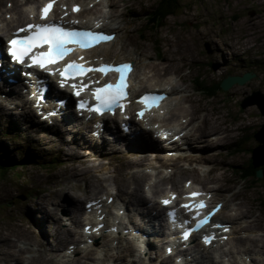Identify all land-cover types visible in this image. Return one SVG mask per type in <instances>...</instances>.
I'll return each instance as SVG.
<instances>
[{
    "label": "rangeland",
    "instance_id": "1",
    "mask_svg": "<svg viewBox=\"0 0 264 264\" xmlns=\"http://www.w3.org/2000/svg\"><path fill=\"white\" fill-rule=\"evenodd\" d=\"M179 1V11L175 15L167 17L164 26L151 32L144 31V11L148 10L155 0H109L110 8L98 10L97 13L100 15L106 12L109 16L112 14L106 23L110 31L116 32V37L113 44L100 50V54L115 60L128 57L136 58L135 88L143 85L142 89H148L163 83L178 87V92L171 94L169 105L171 111L164 119L174 124L177 121L185 123L186 118L179 116L175 118L172 115L173 113L185 114L179 111V106L191 109L189 116H193V118L190 119V126H188L189 137L184 150L189 158L188 161L181 157L168 160L175 165V168L172 169L171 165H168L167 169H163V172L172 171L171 176L180 180L179 186L186 178H192L196 183L202 185L208 181L205 180L207 177L215 182V184L208 185L207 188H215L216 198L223 200L225 210L222 214L219 213V218L233 223L235 226L233 228L244 226V231L235 229L234 237L229 239L230 243L225 244V248H229L234 254L226 255L218 260L221 264H230L231 261H236L238 264H250V261H253V264H256L252 257L258 258L257 255L247 254L246 257L236 251L241 248L239 238L248 235L250 238L247 242L246 238L242 240L247 245L252 243L251 237L264 240V226L256 221H250L254 215L264 219V186L258 183L250 187L252 185L250 180L241 182L238 170L246 169V164L252 155L251 152L257 145L253 135L264 124V114L256 104L249 103L242 107L240 103L251 102L256 91H259L260 95L264 97V0ZM4 2L2 6L6 8L7 0ZM206 48L210 51H207ZM151 63L158 65L157 74L149 72L148 65ZM244 73L252 74L251 80L245 84H235L228 90L218 89V92H215L212 97L204 93L207 90L206 85H214L227 75H243ZM183 75H186L187 81L180 80V76ZM140 76H145V80L140 82ZM198 77L202 80H193ZM189 93L194 94L195 101L192 103L182 101V96ZM11 107L10 104L6 107L0 106V138L2 139L0 146L9 153V158L20 156L24 151L33 150L35 153L44 154L47 161L45 164L19 165L5 178L0 177V232L14 233L11 235V239L17 240L16 243L21 247L44 249L36 242L28 240L30 237L34 239L35 235L37 239L46 244L45 249L56 247L57 241L53 237L55 228L58 227L62 231L69 229L79 232L85 222L82 219L78 225H73L68 220L66 215L68 209L76 212L72 198H63L61 207L57 208L61 215L57 224L47 214V212L51 213V209L55 207L53 202L46 206L45 198L50 193L49 190L55 186V184L51 185V180L47 179V176L65 166V160L69 154L68 149L71 146L77 147L80 158H88L92 155V159L85 162L84 165L94 164L98 168L90 166L88 177L94 175L95 178L105 179L102 185L106 188H96L97 184L93 181L91 192L81 195L83 200L99 197L104 192V194H109L118 191L116 179L114 183L112 178L115 174L117 178H120L121 166L127 160L141 162L142 158H145L142 162L143 165L135 168L141 174L150 171L142 166L155 164L154 160L162 162L165 159L160 151L150 148L149 145H132L127 140H122L119 143L107 141L105 144L91 142L88 138L87 128L79 129V127L68 126L66 130H63L62 125L55 123L48 126L36 120L32 109L29 108L31 112H29V116H26L20 108L13 109ZM25 107L28 108V104H25ZM202 122L206 123L205 135L202 133L199 135L197 130L198 126H200L199 130H202ZM223 136L228 137L224 140L217 139ZM86 142L94 145L96 150H93L88 144L80 146L81 143ZM236 144H240V148L232 152L231 146ZM261 156L264 157V155ZM255 163H264V159H259ZM70 164L76 168L82 166L81 162L76 160H71ZM80 176L72 177L71 182L78 184L81 191L86 192L88 184L86 186ZM163 176L156 177L148 174L144 178L145 180H142L146 196L152 200L157 199L160 192L151 193L147 191V187L152 181L159 180ZM167 178L172 180L170 177ZM65 180L60 184L68 183ZM171 184L172 181L164 179L157 183V188L166 191ZM81 191L69 190L67 193L73 197V195L82 194ZM238 206L246 215L241 218L232 217ZM249 206L252 207L253 213H247ZM134 207L137 211L133 209ZM142 209V206H127V210H125L127 218L140 223ZM245 221H249L247 225H245ZM26 225L33 230L26 229L24 227ZM124 231L122 238L120 236L119 239H109L108 237L97 239L92 246L97 247L93 259L89 258L86 260L87 262L82 261V263L159 264V261L153 257L155 256L154 252L162 253V247L152 248V238H145L140 233L134 235L133 232L125 233ZM17 232H21L22 237H15ZM76 236V233L72 234V237ZM106 239H108L107 245H104ZM128 241L132 243L130 245L134 247V252L125 257L123 253L129 246ZM141 245L145 250L140 252L142 258L138 261L137 255ZM63 247L59 250H51L57 254V260L70 259L74 256L81 259L84 258L82 255L87 250L72 244L70 240L66 247ZM76 249L80 250L81 254ZM51 251L50 253H52ZM29 252L24 253V257ZM65 253H69V255L64 256ZM105 254H111L112 257H108L104 261L102 257ZM121 254L122 257H117ZM55 264L57 263L55 262ZM193 264H211V262L196 259Z\"/></svg>",
    "mask_w": 264,
    "mask_h": 264
},
{
    "label": "bare ground",
    "instance_id": "2",
    "mask_svg": "<svg viewBox=\"0 0 264 264\" xmlns=\"http://www.w3.org/2000/svg\"><path fill=\"white\" fill-rule=\"evenodd\" d=\"M3 3H5L4 2V0H0V8H1V6H2V4ZM64 3V2H63ZM89 3V2H88ZM87 3V4H88ZM14 4H15V6H14V9L15 10H18L19 8H18V5H20V6H25V5H27V3L25 2V1H20V0H15V2H14ZM84 5V4H83ZM4 11L5 12H7V9L5 8L4 9ZM111 14V13H110ZM112 15V14H111ZM1 16V15H0ZM112 17V16H111ZM105 19V16L102 18V20H104ZM80 20L81 21H83V17H81L80 16ZM89 20V18L88 19H86V21H88ZM112 20H114V19H112ZM0 40H2V38H3V34L5 33V32H7L8 30H10L11 29V26L12 25H14V24H16V23H14V22H12V21H8V20H4V19H2L1 17H0ZM110 25H112V24H110ZM224 27V26H223ZM214 32V31H213ZM224 32H225V30H224ZM214 39V38H213ZM115 41V40H114ZM114 41H112L111 43H106V44H103V45H101V46H99L98 48H95V49H93V54H92V57H94V56H98V55H96V54H94V53H96V52H99L101 49H103L104 47H107V46H110L111 44H113L114 43ZM227 46V45H226ZM244 46V45H243ZM235 48V47H234ZM233 49V48H232ZM243 49V48H242ZM171 50V49H170ZM236 51V50H235ZM252 51V50H251ZM177 52H178V50H177ZM166 53H167V51H166ZM175 53V52H174ZM180 53V52H179ZM183 53V52H182ZM249 53V52H248ZM181 54V53H180ZM244 54V53H243ZM171 55V54H170ZM173 55V54H172ZM166 56V55H165ZM260 56V55H259ZM176 57V56H175ZM167 58V57H166ZM172 58V57H171ZM174 59V58H173ZM128 60H133L134 61V63H135V60H136V58H123V59H119V60H114V62H118V61H128ZM177 60V59H176ZM109 61V60H108ZM179 61V60H178ZM169 62V61H168ZM164 63V62H163ZM159 64V63H158ZM161 64V63H160ZM173 64H174V62H173ZM161 66V65H160ZM166 68V67H165ZM168 68H169V66H168ZM173 69V68H172ZM148 70H149V72H152L153 74H157L158 72V70H159V68H158V65L157 64H154V63H151V64H149L148 65ZM166 70H167V68H166ZM170 70H171V68H170ZM169 71V70H168ZM166 72V71H165ZM170 73V72H169ZM168 74V73H167ZM167 74H166V76H167ZM174 74V73H173ZM162 76H164V75H162ZM170 76V75H169ZM187 77H186V75H183V76H180V80L182 81V82H184L185 80L187 81ZM195 80H202V79H200V78H194ZM145 80V79H144ZM251 79H249V80H247V81H250ZM132 81V80H131ZM247 81H245L244 83H242V84H239V83H234L233 85H235V84H239V85H243V84H245ZM202 82V81H201ZM203 83V82H202ZM217 83H221V81L219 80V81H217L214 85H206V89L207 90H205V94H208L207 93V91H208V87L210 88V87H215L216 86V84ZM205 84V83H204ZM167 85L168 84H166L165 86H164V90L165 89H168V91H169V95L170 94H172V93H176V92H178V87H176V86H170V87H167ZM233 85H231V86H233ZM3 86L4 87H8V84H3ZM230 86V87H231ZM229 87V88H230ZM228 88V89H229ZM227 89V90H228ZM146 91H148V90H146ZM215 92H218L217 90L215 91ZM215 94V93H214ZM12 95H14V94H12L11 92H9L8 90H5V91H1L0 92V96L1 97H5V100H3V101H0V106H6L5 104V102L4 101H6L7 99L6 98H8L9 96H12ZM195 96H194V94H192V93H189V94H185V95H183L182 96V101H188V102H194L195 101ZM201 102V101H200ZM186 103V102H185ZM182 106V105H181ZM186 106V105H185ZM191 106V105H190ZM204 106V105H203ZM189 107V106H188ZM176 108V107H175ZM202 108V107H201ZM177 109V108H176ZM178 110V109H177ZM23 111H25V109L23 110ZM179 111L180 112H182V113H185L184 115H186L188 118H189V120L191 119V118H193V116L191 117V116H189L190 114H191V109H187V108H184V106L183 107H180L179 106ZM193 111V110H192ZM11 112V111H10ZM179 113V112H178ZM199 113V112H198ZM30 114V113H29ZM67 113H65V115H66ZM200 114V113H199ZM27 116V115H26ZM198 116V115H197ZM200 116V115H199ZM206 117H207V115H206ZM176 118V117H175ZM204 118H205V116H204ZM212 119V118H211ZM213 120V119H212ZM194 121V120H193ZM196 121V120H195ZM251 121V120H250ZM65 122V124L66 123H71V120L69 121H64ZM183 121H181L180 123H182ZM218 122V121H217ZM239 122V121H238ZM137 124H138V126H139V123L138 122H133L131 125H132V127H133V129H134V131H136L137 130ZM151 124H153V123H151ZM192 125V124H191ZM214 125V124H213ZM188 126H190L189 124H188ZM186 127L187 126H183V127H181L180 129H179V133L180 132H183L185 129H186ZM214 127V126H213ZM72 128V127H71ZM215 128V127H214ZM201 130V129H200ZM206 130V129H205ZM217 130V129H216ZM220 131H221V129H219ZM197 131V130H196ZM227 131H230V129H227ZM143 133V131H140L137 135H135L133 138H132V140H137V139H139L140 138V135ZM201 133H202V131H201ZM114 134V133H113ZM194 134V133H193ZM58 135V134H57ZM119 136H121V135H119ZM228 136H223V137H218L217 139H221V140H224V139H226ZM91 138V137H90ZM154 141V139H152V142ZM90 145L91 147H92V149L93 150H96V148H95V146L94 145H92L91 143H89V142H86V143H81L80 144V146L81 147H83V146H85V145ZM79 145V144H78ZM110 145H113V144H110ZM136 145V144H135ZM155 147H156V144H153ZM109 146V145H108ZM128 146V145H127ZM68 149V148H67ZM129 150V149H128ZM137 150V149H136ZM175 150V149H174ZM171 151V150H170ZM68 156L66 157V164H65V166L64 167H62L60 170H58V171H56V172H54V173H51V174H48V176H47V179H50L51 180V185L52 184H55V186L54 187H52L49 191H50V193H48V196H47V198H45L46 199V202H47V204H46V206H49V204H50V202H53L54 204H55V207L54 208H52L51 210H52V212L51 213H49V212H47V214H48V216L50 217V219L51 220H53L54 221V223H58V221H59V219H60V217H61V215H59V211H58V207H61V205H62V201H63V198H72V204H74V208H76V212L75 211H69L68 210V212L66 213V215L68 216V219L70 220V222H71V224H73V225H78L79 223H80V215H82L83 214V207L80 205V202H81V198H82V196L81 195H87V193H90L91 192V184H92V182L93 181H95L96 182V188H98V189H104V188H106L104 185H102V179H100V178H95V176L94 175H90L89 177H88V175H87V173L89 172L88 171V169L90 168V166H92L93 168H98L96 165H94V164H91V165H89V166H85L84 165V163L85 162H88V161H90L91 159H92V155H90L88 158H80L79 157V155H78V151H77V147L76 146H71L69 149H68ZM134 153V152H133ZM263 157L262 156H258L257 154H255V161H257L258 159H262ZM71 160H73V161H78V162H81V167L80 168H76L74 165H71L70 163H71ZM141 162H142V160H141ZM141 162H139V161H134V160H131V161H128L127 160V162H125L122 166H121V171H120V173H119V175H120V178H117L115 175H114V177L112 178L113 179V181H114V183H115V179H116V183H117V186H118V191H117V194L115 195V197H114V200H113V203L112 204H117V206H116V211L118 212L120 209H122L123 207H121V206H123V204L125 203V202H127V203H129V204H132V203H134L135 202V205L136 206H138V205H140V204H145L146 202H147V197L145 196V194H144V192H145V190L143 189V184L144 183H142V180L145 178V177H147V174L148 173H142V174H140V172L138 171V170H129V168L132 166L133 168H135L136 166H139V165H141L142 163ZM144 163H146V162H144ZM78 167V166H77ZM79 175H81L80 177H82V180H84V183H85V185L87 186V184H88V191H86V192H83V191H81V189H80V186L78 185V184H72V182H71V178L72 177H77V176H79ZM165 177H170L171 178V176H167V175H164ZM40 178V177H39ZM38 179V178H37ZM64 179H66L65 181H68V183H65V184H60V183H62L63 182V180ZM91 179H94V180H91ZM156 179V178H155ZM36 180V179H35ZM105 180V179H104ZM145 180V179H144ZM36 181H38V180H36ZM91 181V183L89 184V182ZM94 182V183H95ZM77 183H79V182H77ZM59 184V185H58ZM106 184V183H105ZM50 185V184H49ZM56 185H58V186H56ZM93 185H95V184H93ZM174 185H177V181L175 180L174 181ZM148 186V185H147ZM158 186H156V184L155 183H153L152 182V184H151V193H154L155 194V192H161L162 191V189H160V188H157ZM148 188V187H147ZM204 189V188H203ZM69 190H74V191H76V192H80L81 191V193L82 194H76V195H73V197L72 196H70L68 193V191ZM208 191V190H207ZM68 192V193H67ZM73 192V191H72ZM92 192H94V191H92ZM100 192V191H99ZM172 192H174L172 189H170L169 190V192H168V194L169 193H172ZM208 192H210V191H208ZM105 193V192H104ZM103 193V194H104ZM75 194V193H74ZM102 194V193H101ZM114 194V193H113ZM100 195V194H99ZM110 195H112L111 193H109V194H107V196L105 197V200L104 201H106V199L110 196ZM148 195H149V193H148ZM150 196H151V194H150ZM155 196V195H154ZM93 197H94V195H93ZM153 197V196H152ZM160 197H162V196H160ZM159 197V198H160ZM84 199V198H83ZM250 199V198H249ZM116 200H118V201H120V202H117ZM87 202V201H86ZM86 202H84V204L86 203ZM5 203V202H4ZM250 203V202H249ZM84 206V205H83ZM107 207H108V205H107ZM158 209H159V211L161 212L163 209H162V207L160 206V204L158 205ZM225 209H224V207H222L221 208V210L219 209V211H218V213H221L222 211H224ZM235 214H234V216H232V217H239V218H241L242 216H245L246 214H245V212H243L242 210H241V208L238 206L237 208H235ZM256 211V210H255ZM5 212H6V210H5ZM9 213V212H8ZM247 213H253V211H252V207L251 206H249L248 207V209H247ZM88 219H90L89 217H87ZM233 219V218H232ZM263 218H261V217H259V216H256V215H254L253 217H252V219L250 220L251 222H258L259 224H261V225H263L264 226V223H262L263 222ZM226 222H228V221H226ZM246 222V224L245 225H247V223L249 222V221H245ZM145 223H147V224H145L144 225V227L140 224V226H138V228L137 227H133V229H136V231H137V229L139 230V231H137L138 233L140 232V234H141V231L143 232V233H145V234H154V236H157L158 234H160L159 232H158V230H157V228H155V227H152V226H149L148 225V221L147 222H145ZM256 224V223H255ZM84 225V224H83ZM121 225H122V223H119V227H121ZM253 225V224H252ZM26 229H28V230H33L30 226H28V225H26V226H24ZM255 227H257V226H255ZM77 228V227H76ZM124 228H126V227H121L120 229H119V231L121 232ZM244 228V227H243ZM8 229V228H7ZM17 230H19V229H17ZM16 230V231H17ZM141 230V231H140ZM14 231V230H13ZM52 232V231H51ZM50 232V233H51ZM73 233H76V232H72L71 230H69V229H65V230H63L62 231V229H59L58 227L57 228H55V231H54V234H53V237L55 238V240L57 241V245H56V247L54 246V247H50L49 249H50V251L51 250H59L61 247H63L65 244H66V242L67 241H69V239L68 238H70V237H72V234ZM119 233V232H118ZM233 233H234V230H233V227H230V231H229V234H228V238H231V237H233ZM14 234V233H13ZM13 234H11V233H5L4 234V232H0V264H9L10 262H12V261H14L15 263H20V264H35V263H37V262H45V263H53V262H56L57 264H83L82 263V260L81 259H79V257L78 258H72L70 261L69 260H61V261H57V259H56V255L54 254V252H52V253H50V251H49V249H45L46 248V244H44V243H42L39 239H37V237H36V235H35V237H34V239L32 238V237H30V239H28V240H30V241H32V242H36L41 248H44V249H38V248H36V249H34V250H32V252H34V254H32V255H30V256H28V257H24V253H26V252H28L29 251V249H27V248H23V247H20L19 246V244H17L16 242H17V240H12L11 239V235H13ZM77 234V233H76ZM262 236V235H261ZM15 237H17V238H20V237H22V235H21V232H17L16 234H15ZM81 237H82V232H79L78 233V238H72V242H74V241H77V243L78 244H80V243H83L84 241L83 240H81ZM101 237V236H100ZM99 237V238H100ZM128 237H131V236H128ZM134 237V236H133ZM26 238H27V236H26ZM95 238H97V237H95ZM162 238V237H161ZM48 239V238H47ZM129 239V238H128ZM240 239V238H239ZM22 240V239H21ZM251 240V239H250ZM25 241V240H24ZM246 241V240H245ZM228 243H230V242H228ZM132 244V243H131ZM232 244H234V243H232ZM260 244H261V248L263 249L262 250V254L264 255V242L261 240V239H253V241H252V243L250 244V247L251 248H254V247H259L260 246ZM86 246V245H85ZM194 247H197V245H193ZM95 248H97V247H95ZM95 248H93V247H90L87 251L85 250V252H84V254L82 255L84 258H86V259H89V258H91V256L95 253V251L97 250V249H95ZM164 248H166V245L164 246ZM140 249H142V248H140ZM165 250V249H164ZM131 251H132V248H129L128 249V252L129 253H131ZM199 252V251H198ZM79 253H80V251H79ZM200 253H201V257H204V258H208L209 259V256H208V254H209V251H207L206 250V248H204V249H202V250H200ZM228 253H230V252H228ZM81 254V253H80ZM110 255V256H109ZM227 255H229V254H227ZM65 256V255H64ZM172 255H169V256H167L168 257V259L171 257ZM108 257H112V255L111 254H105L104 255V259H107ZM117 257H122V254L120 255V256H118L117 255ZM126 257V256H125ZM233 257V256H232ZM234 257H236V256H234ZM145 259V258H144ZM146 260V259H145ZM229 261H231V260H229ZM189 262V261H188ZM211 263L212 264H219L217 261H211ZM55 264V263H54ZM163 264V263H162ZM164 264H166V262H164ZM184 264H187V261L186 262H184ZM258 264H264V256L263 257H261V260H260V263H258Z\"/></svg>",
    "mask_w": 264,
    "mask_h": 264
},
{
    "label": "snow or ice",
    "instance_id": "3",
    "mask_svg": "<svg viewBox=\"0 0 264 264\" xmlns=\"http://www.w3.org/2000/svg\"><path fill=\"white\" fill-rule=\"evenodd\" d=\"M55 0H50L49 4L46 5L44 9H42V19H45L48 15V12L54 6ZM73 11H79V6H74ZM27 28L37 29V31L33 32L31 35H26L19 40H11L9 43L13 45L12 48L9 49V53L12 58L20 63L24 62V57L28 54L31 48L34 46V42L36 41H46L50 45L49 55L51 56L52 63H55V59L57 56H62L66 51H71V49L67 48L66 45L70 41H75L80 43L83 46H91L92 42H100L101 40H109L110 36H104L99 33H76V32H65L63 29L56 27L55 25H31L29 24ZM20 31H25V29H21ZM33 63H38V66L43 68L44 62L37 61L36 57H31ZM80 67V66H77ZM111 67V66H107ZM130 69V65L121 64L115 70L120 72V80L117 82L115 86L112 84H108L105 88L97 89V100L101 101L100 107H111L113 103H118L119 99L123 97L124 93V82H125V73ZM61 75H64L62 72ZM117 89V91H108V89ZM100 93H103L102 95ZM149 99H155V97H144L143 100L147 101ZM83 106V105H82ZM99 110V109H96ZM192 196L200 195L199 193H192ZM164 203H169V201H164ZM185 208H190V205H184ZM200 207H203V202H201ZM174 216V214H172ZM197 216H199V212H197ZM208 222V217L205 216L202 220L197 221V228L203 226ZM189 235L188 232H185V238ZM205 242H210L209 237H205Z\"/></svg>",
    "mask_w": 264,
    "mask_h": 264
},
{
    "label": "trees",
    "instance_id": "4",
    "mask_svg": "<svg viewBox=\"0 0 264 264\" xmlns=\"http://www.w3.org/2000/svg\"><path fill=\"white\" fill-rule=\"evenodd\" d=\"M180 9L179 0H155L154 4L146 11H144V31L155 32L165 24L167 17L175 15ZM200 76V75H199ZM199 78V77H198ZM220 90V84L217 83L215 87H208V95H213L215 91ZM0 138V142H1ZM4 144V143H3ZM234 151L240 148V144H236ZM9 153L4 151V148L0 146V177L5 178L10 172L14 171L15 167L19 165L30 164H45L44 154L35 153L33 150L24 151L20 156L9 158ZM54 163V162H52ZM243 172V178L241 181H252V187L254 184H262L264 186V163L256 165L255 161H251L250 158L246 164L244 171H238L239 176ZM262 172V178H259L258 173Z\"/></svg>",
    "mask_w": 264,
    "mask_h": 264
},
{
    "label": "water",
    "instance_id": "5",
    "mask_svg": "<svg viewBox=\"0 0 264 264\" xmlns=\"http://www.w3.org/2000/svg\"><path fill=\"white\" fill-rule=\"evenodd\" d=\"M207 51H210L208 48H206ZM252 78V74L250 73H244L241 76L235 75V76H226L220 83V86L223 90H227L231 85L234 83H239L242 84L245 81L249 80ZM261 93L259 91H256L254 93V96L251 100V102H241V106L245 107V105L251 103V104H257L258 108L264 114V97L260 95ZM262 98H261V97ZM255 137L257 138L256 140L259 142V145L253 150V160H255V154L258 156L264 155V124L260 128L258 132L255 133ZM264 159V157H263ZM259 176H262V172L258 173Z\"/></svg>",
    "mask_w": 264,
    "mask_h": 264
}]
</instances>
